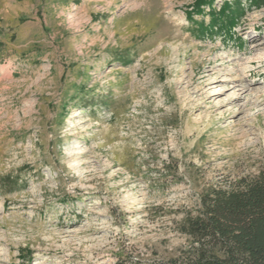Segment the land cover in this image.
<instances>
[{
  "label": "rangeland",
  "instance_id": "obj_1",
  "mask_svg": "<svg viewBox=\"0 0 264 264\" xmlns=\"http://www.w3.org/2000/svg\"><path fill=\"white\" fill-rule=\"evenodd\" d=\"M236 3L0 0V264H174L200 195L264 170V5Z\"/></svg>",
  "mask_w": 264,
  "mask_h": 264
},
{
  "label": "trees",
  "instance_id": "obj_2",
  "mask_svg": "<svg viewBox=\"0 0 264 264\" xmlns=\"http://www.w3.org/2000/svg\"><path fill=\"white\" fill-rule=\"evenodd\" d=\"M236 1L240 7V0ZM248 1L264 5V0ZM232 11L227 2L213 13V21L218 14L229 17ZM180 232L189 246L174 264H264V170L206 189L197 209L185 215Z\"/></svg>",
  "mask_w": 264,
  "mask_h": 264
}]
</instances>
